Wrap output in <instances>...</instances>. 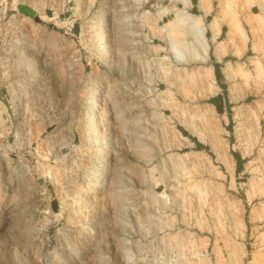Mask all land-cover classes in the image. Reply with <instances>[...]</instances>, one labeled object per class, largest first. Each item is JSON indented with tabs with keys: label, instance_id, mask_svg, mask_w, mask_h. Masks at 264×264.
<instances>
[{
	"label": "rangeland",
	"instance_id": "374dc122",
	"mask_svg": "<svg viewBox=\"0 0 264 264\" xmlns=\"http://www.w3.org/2000/svg\"><path fill=\"white\" fill-rule=\"evenodd\" d=\"M262 237L264 0H0V264H264Z\"/></svg>",
	"mask_w": 264,
	"mask_h": 264
},
{
	"label": "water",
	"instance_id": "95a60500",
	"mask_svg": "<svg viewBox=\"0 0 264 264\" xmlns=\"http://www.w3.org/2000/svg\"><path fill=\"white\" fill-rule=\"evenodd\" d=\"M19 10L21 12L28 14L31 17H36V14H37L36 11L28 4H21L19 6Z\"/></svg>",
	"mask_w": 264,
	"mask_h": 264
},
{
	"label": "bare ground",
	"instance_id": "6f19581e",
	"mask_svg": "<svg viewBox=\"0 0 264 264\" xmlns=\"http://www.w3.org/2000/svg\"><path fill=\"white\" fill-rule=\"evenodd\" d=\"M206 46H208V45H206ZM206 49H207V47H206ZM206 51H208V50H206ZM207 53V52H206ZM207 55V54H206ZM224 159V158H223ZM258 216H260V215H258ZM261 218V217H260ZM262 238H264V237H262ZM264 240V239H263Z\"/></svg>",
	"mask_w": 264,
	"mask_h": 264
}]
</instances>
